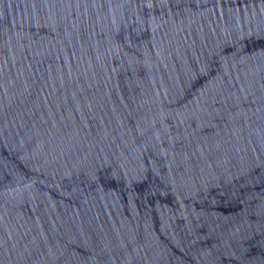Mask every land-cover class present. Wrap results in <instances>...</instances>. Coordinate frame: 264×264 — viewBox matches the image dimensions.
Returning <instances> with one entry per match:
<instances>
[{
	"label": "water",
	"instance_id": "95a60500",
	"mask_svg": "<svg viewBox=\"0 0 264 264\" xmlns=\"http://www.w3.org/2000/svg\"><path fill=\"white\" fill-rule=\"evenodd\" d=\"M0 264H264V0H0Z\"/></svg>",
	"mask_w": 264,
	"mask_h": 264
}]
</instances>
